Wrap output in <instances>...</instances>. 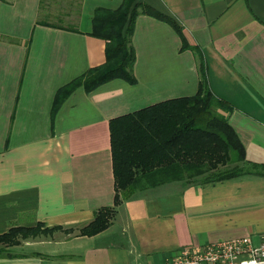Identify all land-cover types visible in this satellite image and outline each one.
<instances>
[{
  "label": "crops",
  "instance_id": "crops-1",
  "mask_svg": "<svg viewBox=\"0 0 264 264\" xmlns=\"http://www.w3.org/2000/svg\"><path fill=\"white\" fill-rule=\"evenodd\" d=\"M122 0H0V233L11 227H73L0 244V264H161L182 247L264 235V175L216 181L141 176L107 228L78 235L114 203L109 120L196 93L198 54L181 49L174 18L198 47L211 90L245 159L264 163V0H134L130 84L113 78L57 90L105 60L92 32L96 8Z\"/></svg>",
  "mask_w": 264,
  "mask_h": 264
},
{
  "label": "trees",
  "instance_id": "trees-1",
  "mask_svg": "<svg viewBox=\"0 0 264 264\" xmlns=\"http://www.w3.org/2000/svg\"><path fill=\"white\" fill-rule=\"evenodd\" d=\"M134 0H122L116 9L96 8L92 18V34L106 41L105 60L61 86L55 105L77 85L90 91L113 78L130 84L135 51L132 33L138 14ZM142 11L168 22L181 38V49L198 54L200 77L197 91L191 96L162 100L109 120L110 146L114 176V203L95 211L94 218L78 228V235H93L107 228L115 207L132 194L141 176L151 174L186 181H216L244 173L264 175V163L245 159L243 144L228 122L224 111L231 109L210 88L200 50L187 43L182 26L172 17L161 14L146 4ZM11 227L0 233V244H16L19 237L35 236L57 229L73 232V227Z\"/></svg>",
  "mask_w": 264,
  "mask_h": 264
},
{
  "label": "built area",
  "instance_id": "built-area-1",
  "mask_svg": "<svg viewBox=\"0 0 264 264\" xmlns=\"http://www.w3.org/2000/svg\"><path fill=\"white\" fill-rule=\"evenodd\" d=\"M161 264H264V235L258 244L249 236H242L182 247L165 257Z\"/></svg>",
  "mask_w": 264,
  "mask_h": 264
}]
</instances>
